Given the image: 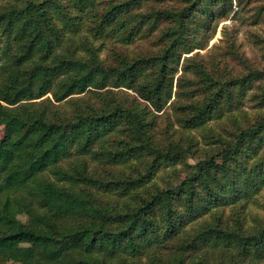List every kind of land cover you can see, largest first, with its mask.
Returning a JSON list of instances; mask_svg holds the SVG:
<instances>
[{
    "label": "trees",
    "instance_id": "obj_1",
    "mask_svg": "<svg viewBox=\"0 0 264 264\" xmlns=\"http://www.w3.org/2000/svg\"><path fill=\"white\" fill-rule=\"evenodd\" d=\"M103 1L0 0V264L21 244L31 245L22 264H264V117L193 166L194 138L166 146L154 133L191 31L228 17L233 0H107L101 12ZM155 1L173 9L147 12ZM159 29L169 41L161 56L118 55L110 66L100 57L107 43L129 47ZM261 75L202 91L179 83L170 106L187 102L182 127L207 131L236 120ZM107 88L146 106L98 95ZM180 164L187 178L160 188Z\"/></svg>",
    "mask_w": 264,
    "mask_h": 264
},
{
    "label": "rangeland",
    "instance_id": "obj_2",
    "mask_svg": "<svg viewBox=\"0 0 264 264\" xmlns=\"http://www.w3.org/2000/svg\"><path fill=\"white\" fill-rule=\"evenodd\" d=\"M242 4L244 3L241 0ZM246 1V0H245ZM156 2V1H155ZM109 3L104 0L101 6V12H106V7ZM264 3L260 1L254 2L252 5L238 7V0H233V11L228 17L221 18L211 22L208 29H202L195 32L191 31V36L187 40L190 49L193 51L190 54L182 55L181 65L178 67V72L175 74L173 83V98L171 102H176L179 83L193 85V88L199 91L208 87H220L221 83L242 81L252 74L259 71L261 77H255L250 85V90L244 103L242 110L236 112V120L227 117L218 122L211 123V129L204 130H185L181 125L182 113L180 106H185L187 102L177 103L176 109L170 106L171 102L161 111L156 112V123L154 133L159 144L168 146L171 142L183 140V144L189 138H194L197 146L189 153V157L185 162L193 166L200 161H204L212 154L218 152L221 136H231V133L236 131V126L244 125L245 123H255L260 118L264 117V110L261 105L264 97V16L257 19V11L260 10ZM177 8H180L177 5ZM151 9L155 11L162 9H173V4L160 5L150 3L146 7L147 12ZM167 29L172 28L170 24L164 25ZM167 30H157L152 36L146 35L143 39L137 40L129 47L121 45H111L107 43L104 46L100 57L107 60V65H113L114 59L117 56L128 58L129 60H137L142 57H157L161 56L169 45ZM195 32V33H194ZM193 41V44L190 42ZM191 66L190 73L183 72V65ZM197 72L200 74L197 75ZM178 92V93H177ZM182 93V90H181ZM105 96L108 101L116 99L121 102H126L127 105L141 104L146 106L145 102L140 100L139 96L127 89L107 88L99 91L98 95ZM94 94H86L80 96L87 103L96 104L100 102V96ZM52 98V96H49ZM39 101V100H38ZM37 101V102H38ZM68 110H71L70 105H65ZM4 134L3 127L0 128V140ZM215 136L216 138L206 139V136ZM104 178H113L109 176L110 171L105 168ZM118 170V169H116ZM115 170V171H116ZM103 172V171H100ZM164 178L158 179L160 188H166L167 182L172 184H181L188 176V172L184 164L177 165L175 169L165 171ZM260 202L264 203V195L260 196ZM252 216L261 214L259 208L250 209ZM31 253V245L21 244L16 248L5 250L4 257L6 264H22L21 260L26 258ZM154 255V253H152ZM163 254L159 256L162 257ZM146 262V260L144 261Z\"/></svg>",
    "mask_w": 264,
    "mask_h": 264
}]
</instances>
